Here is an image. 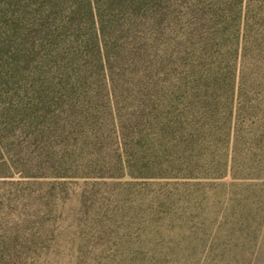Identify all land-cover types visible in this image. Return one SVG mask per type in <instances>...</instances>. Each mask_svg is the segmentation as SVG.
I'll return each mask as SVG.
<instances>
[{
  "label": "trees",
  "instance_id": "trees-1",
  "mask_svg": "<svg viewBox=\"0 0 264 264\" xmlns=\"http://www.w3.org/2000/svg\"><path fill=\"white\" fill-rule=\"evenodd\" d=\"M256 2L227 26L228 35L201 40L205 60L232 35L225 53L238 59L237 73L191 63L200 57L190 55V39L172 38L178 26L170 12L174 0H0V115L9 117L4 127L22 118L19 124L30 128L33 112L6 103L16 95L13 86L27 82L36 91L30 99L43 106L33 137L43 136L42 143L71 135L100 138L99 162L87 163L98 173L55 167L24 177L193 180L187 173L197 167L201 145L221 136L232 138L234 152L248 144L264 164V109H256L261 120L243 133L240 117L248 112L230 105L234 99L264 104V0ZM221 100L228 106L216 119L213 104ZM111 142L117 144L113 150ZM89 144L95 149V142ZM55 154L43 158L54 164ZM229 174L235 175L232 169Z\"/></svg>",
  "mask_w": 264,
  "mask_h": 264
},
{
  "label": "rangeland",
  "instance_id": "rangeland-1",
  "mask_svg": "<svg viewBox=\"0 0 264 264\" xmlns=\"http://www.w3.org/2000/svg\"><path fill=\"white\" fill-rule=\"evenodd\" d=\"M247 3L257 4L256 0H174L170 12L178 26L172 38L190 39V55L200 57L192 60L195 66L219 64L238 73V59L225 53L234 43L232 35L223 39L220 51H210V59L207 54L203 60L199 48L201 40L214 33L228 35L227 26L234 25L236 16L243 19ZM30 85L17 83L16 95L6 102L15 108L23 104L33 112L30 128H23L20 118L4 127L9 117L0 115V264H264L260 152L248 144H239L234 152L232 138L224 136L203 143L197 167L187 173L195 179L188 181L133 180L128 175L117 180L24 177L22 173L55 167L68 174L99 170L87 168L89 161L99 162V137L71 135L42 143L43 136L31 135L40 130L43 106L30 99L36 92ZM194 105L205 107L198 101ZM230 105L248 112L245 119L240 117L243 133L262 118L256 109H264V104L234 99ZM213 106L219 119L228 103L221 100ZM90 142L96 143L95 149ZM116 146L111 142L112 150ZM47 152L56 153L54 164L43 158ZM223 172L225 176L217 178ZM186 181L188 186L179 184Z\"/></svg>",
  "mask_w": 264,
  "mask_h": 264
}]
</instances>
